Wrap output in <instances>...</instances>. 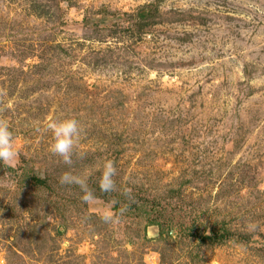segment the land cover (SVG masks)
Listing matches in <instances>:
<instances>
[{"label": "rangeland", "instance_id": "obj_1", "mask_svg": "<svg viewBox=\"0 0 264 264\" xmlns=\"http://www.w3.org/2000/svg\"><path fill=\"white\" fill-rule=\"evenodd\" d=\"M69 116L70 166L46 128ZM0 119L18 170L0 175V264H264V0H0ZM105 160L134 201L85 203L59 183L70 171L90 189ZM194 210L230 236L160 237Z\"/></svg>", "mask_w": 264, "mask_h": 264}, {"label": "trees", "instance_id": "obj_2", "mask_svg": "<svg viewBox=\"0 0 264 264\" xmlns=\"http://www.w3.org/2000/svg\"><path fill=\"white\" fill-rule=\"evenodd\" d=\"M145 8L146 7L142 8V13L139 12L137 14V17L142 19V21H148V19H150L149 15L144 17L143 9ZM17 171L18 170L13 167L0 164V175L2 176L7 174L8 176H12L13 178L14 173H16ZM17 182L20 184L23 183V185H26L28 188L30 186L31 188H35L38 190H52L48 178H41L29 172L22 173L21 176H19ZM97 182L98 180L93 181L90 186V190L93 192L94 197L102 198L108 202H113L116 206H118L123 201L125 204H127V201L130 203V200H133L131 192L128 191V193L125 194V190L127 189L123 184V180L115 183V189L112 192L108 193L101 192ZM171 193L173 194V198L184 201L183 197L181 196L180 190H173ZM134 195H136V193H134ZM49 204L51 205L54 212L58 211V214L62 217V219L65 218L64 211H66V205L64 202L58 200L57 202L53 201ZM133 205L139 208L137 202H134ZM206 211L202 214H198L196 210L191 216L190 224H188V226L182 222H178L175 225H173L172 222L157 223L156 220L152 219L149 220V223H157L160 225V237L164 241H167V239L175 238L180 239V241L186 239L192 245L193 243H195L194 246H197L198 249L201 246H212L219 244L225 241L230 236L229 228L227 227V221L224 219L219 220L216 218H211L209 211ZM92 217L94 218L93 215ZM144 238L146 239V235Z\"/></svg>", "mask_w": 264, "mask_h": 264}, {"label": "clouds", "instance_id": "obj_3", "mask_svg": "<svg viewBox=\"0 0 264 264\" xmlns=\"http://www.w3.org/2000/svg\"><path fill=\"white\" fill-rule=\"evenodd\" d=\"M47 130L50 132L49 151L57 156L65 165L72 164V158L75 154L76 145L82 133L80 122L74 117L49 118ZM17 155V150L13 144V134L10 130L8 121L0 119V164L10 165ZM116 169L111 160H105L102 172L98 180V187L101 192H112L115 189L113 177ZM61 185H76L83 195L81 199L87 203L94 200L93 192L88 188L86 178L75 175L70 171H65L59 177ZM128 190H125V194ZM105 223L115 222L114 214L105 211L101 215Z\"/></svg>", "mask_w": 264, "mask_h": 264}, {"label": "water", "instance_id": "obj_4", "mask_svg": "<svg viewBox=\"0 0 264 264\" xmlns=\"http://www.w3.org/2000/svg\"><path fill=\"white\" fill-rule=\"evenodd\" d=\"M152 231H153V234H155V232H156V227H150V228H148V233H149V234H152Z\"/></svg>", "mask_w": 264, "mask_h": 264}]
</instances>
